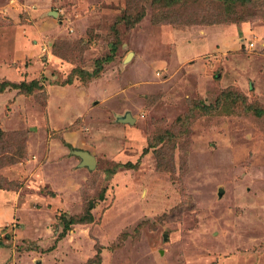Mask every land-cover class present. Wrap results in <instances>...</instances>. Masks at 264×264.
Segmentation results:
<instances>
[{"label":"rangeland","instance_id":"rangeland-1","mask_svg":"<svg viewBox=\"0 0 264 264\" xmlns=\"http://www.w3.org/2000/svg\"><path fill=\"white\" fill-rule=\"evenodd\" d=\"M6 80L0 264H264V0H0Z\"/></svg>","mask_w":264,"mask_h":264},{"label":"trees","instance_id":"trees-1","mask_svg":"<svg viewBox=\"0 0 264 264\" xmlns=\"http://www.w3.org/2000/svg\"><path fill=\"white\" fill-rule=\"evenodd\" d=\"M82 74V72H80ZM88 75V72L83 73ZM3 83L0 84V90L3 91L5 89V87H9L10 88H16L19 89L21 93L24 94H30L34 91L33 86L36 85V81L35 84L32 82L31 84L25 83V82H20V83H15V82H11V81H2ZM254 114L258 115V116H264V109H254ZM89 213V212H88ZM90 214H88V218H90Z\"/></svg>","mask_w":264,"mask_h":264},{"label":"water","instance_id":"water-1","mask_svg":"<svg viewBox=\"0 0 264 264\" xmlns=\"http://www.w3.org/2000/svg\"><path fill=\"white\" fill-rule=\"evenodd\" d=\"M57 15V13H54ZM130 58V56H129ZM121 122H124V123H133L135 121V119L132 117V115L129 113V114H126L122 119H120ZM76 154H78L81 158H82V161H81V166H84V167H88L90 169H93L96 164H97V161H96V158L90 154L89 152L87 151H76Z\"/></svg>","mask_w":264,"mask_h":264},{"label":"crops","instance_id":"crops-1","mask_svg":"<svg viewBox=\"0 0 264 264\" xmlns=\"http://www.w3.org/2000/svg\"><path fill=\"white\" fill-rule=\"evenodd\" d=\"M134 118V117H133ZM135 119V118H134ZM134 122H136V119H135V121ZM133 122V123H134ZM122 123H124V122H122ZM131 124V123H130ZM6 195H8V192H6V193H4L2 196H0V206L2 207H0V212H1V214H2V212H8V214H5V215H8V217L9 218H14V213L15 214H17V211L18 210H14V206H13V203H15L14 202V200H13V198L14 197H11L10 198V201H9V203L6 205V206H4L3 207V205H4V202L6 201V199H7V196ZM15 195V194H14ZM15 197H17V196H15ZM16 204V203H15ZM14 204V205H15ZM16 205H18V204H16ZM18 206H20V205H18ZM4 209H6V210H4Z\"/></svg>","mask_w":264,"mask_h":264},{"label":"built area","instance_id":"built-area-1","mask_svg":"<svg viewBox=\"0 0 264 264\" xmlns=\"http://www.w3.org/2000/svg\"><path fill=\"white\" fill-rule=\"evenodd\" d=\"M254 44H251V46H253Z\"/></svg>","mask_w":264,"mask_h":264}]
</instances>
